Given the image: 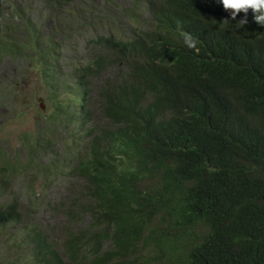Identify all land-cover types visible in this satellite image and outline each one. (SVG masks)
Masks as SVG:
<instances>
[{"label":"trees","instance_id":"obj_1","mask_svg":"<svg viewBox=\"0 0 264 264\" xmlns=\"http://www.w3.org/2000/svg\"><path fill=\"white\" fill-rule=\"evenodd\" d=\"M55 1L45 3L60 8ZM143 5L144 25L140 17L123 36L90 39L89 56L69 72V112L54 43L21 41L0 25V56L40 64L56 99L51 118L61 125L65 116L67 129L80 118L87 139L70 144L69 174L81 184L57 209L62 238L25 228L16 196L0 201V236L25 228L26 264H264V25L251 9L233 19L220 0ZM27 42L34 55L20 50ZM13 166L2 149L1 190Z\"/></svg>","mask_w":264,"mask_h":264},{"label":"rangeland","instance_id":"obj_2","mask_svg":"<svg viewBox=\"0 0 264 264\" xmlns=\"http://www.w3.org/2000/svg\"><path fill=\"white\" fill-rule=\"evenodd\" d=\"M45 2L7 0L0 9V25H4L7 31L12 30L10 32L18 35L21 41L37 35L41 44L54 43V63L60 66L58 99L64 105L72 97L68 92L72 83L69 72L74 64L89 56L90 39L98 34L123 36L139 24L140 17L144 19L140 23L143 25L149 19L144 0L55 1L60 8ZM15 7L22 10L21 16L10 19L4 15L6 10ZM27 20L33 26L25 23ZM20 50L23 54L34 55L29 42ZM0 57V151L3 149L4 156L14 164L9 175H15L10 188L5 187V191L0 189V201L16 196L25 228L36 225L51 238L59 240L63 236L66 217L57 209L61 204L66 208L80 190L81 181L69 174L71 166L67 165L73 156L70 144H85L87 141L82 136L85 131L78 127L82 126V121L73 118L75 122L71 125L75 127L67 129L65 116L59 119L61 125L51 118L56 99L40 77V64L35 65L23 55ZM67 107L65 111L69 112V103ZM32 150H40L35 162L30 156ZM36 162H52L58 167L44 168ZM21 226L15 227L18 230L15 237L7 230L1 234L0 264L27 263L24 247L20 243L21 232L25 229Z\"/></svg>","mask_w":264,"mask_h":264},{"label":"clouds","instance_id":"obj_3","mask_svg":"<svg viewBox=\"0 0 264 264\" xmlns=\"http://www.w3.org/2000/svg\"><path fill=\"white\" fill-rule=\"evenodd\" d=\"M225 10H231V16L235 19L237 13L243 11L247 13L249 9L254 12V20L258 24L264 25V0H220ZM243 26L247 23L246 18L239 21ZM184 44L191 49L196 48L197 41L187 32H181Z\"/></svg>","mask_w":264,"mask_h":264}]
</instances>
